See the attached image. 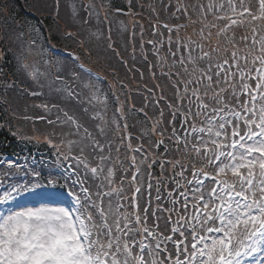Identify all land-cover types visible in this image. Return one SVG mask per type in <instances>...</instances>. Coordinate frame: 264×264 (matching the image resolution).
Wrapping results in <instances>:
<instances>
[{"label":"snow or ice","instance_id":"snow-or-ice-1","mask_svg":"<svg viewBox=\"0 0 264 264\" xmlns=\"http://www.w3.org/2000/svg\"><path fill=\"white\" fill-rule=\"evenodd\" d=\"M70 7L75 18L76 5ZM192 11L205 19L211 14L217 21L206 25L207 36L201 29V41H211V29L219 28L217 38L225 39L233 50L230 56L227 47L205 51L203 43L184 41L179 36L174 42L173 31L186 25L163 24L169 32L175 102L167 105L171 132L163 126L165 110L161 109L152 126V132L161 139L149 144V149L165 145L167 136L180 158L171 154V147H165L163 154L151 153V158L142 144L133 147L124 106L116 109L118 115L114 113L110 121L106 119L107 96L102 97L93 82L100 78L80 63L75 53H69L63 62L56 61L54 76L51 61L44 60L49 70L40 71L36 64L17 57L19 67L41 89L25 88V95H44L43 78L58 101L79 104V94L69 81L84 82L90 102L100 105L94 119L100 120L97 128L105 139L101 142L58 103L36 105L49 113L57 111L55 121L47 120L49 125L75 129L62 133L64 138L59 143L52 139L54 132L45 134L44 139L56 149L58 159L71 158L76 169L61 185L68 189L65 194L56 190V176L43 177L28 164L0 161V169L7 165L0 177L8 181L0 183V264H264V34L257 36L264 30L253 27L252 43H245L249 51L243 54L234 37L227 35L232 26L246 20H264V0H217L193 5ZM184 14L188 15L187 7ZM91 15L90 10L89 19ZM225 19L228 23L219 27ZM89 35L102 38L99 31ZM148 43L158 55L163 37L160 42ZM112 47L109 43L108 48ZM162 74L172 79V73ZM14 86V82L6 85ZM159 99H164L163 95ZM23 119L35 122L46 118L26 115ZM121 120L127 134H122L114 146L107 139L106 128L111 124L119 133ZM13 135L19 136V130ZM70 135L78 139L67 138ZM143 135L149 134L145 131ZM20 138L39 140V136ZM125 140L130 157L120 155ZM89 148L92 159L98 161L95 165L86 154ZM157 158L159 176L152 171ZM81 168L85 175L90 174L92 185L80 178ZM21 173V180L14 179Z\"/></svg>","mask_w":264,"mask_h":264},{"label":"trees","instance_id":"trees-1","mask_svg":"<svg viewBox=\"0 0 264 264\" xmlns=\"http://www.w3.org/2000/svg\"><path fill=\"white\" fill-rule=\"evenodd\" d=\"M41 2L42 0H0V20L2 21L6 18L16 19L18 16L23 15L24 10L37 11L41 7ZM43 15L46 16L45 22L48 23L47 25L54 28V22L51 20L50 12L46 9L45 12H43ZM4 118L5 115L1 117V120ZM9 127L18 129V127L15 125H10ZM23 128L26 129L24 126ZM32 131L33 130H30L29 132ZM13 132L15 131L12 129H7L0 133V151L4 148V146L7 145L8 148L16 149V146L14 145H16L15 140L17 135H13Z\"/></svg>","mask_w":264,"mask_h":264},{"label":"rangeland","instance_id":"rangeland-1","mask_svg":"<svg viewBox=\"0 0 264 264\" xmlns=\"http://www.w3.org/2000/svg\"><path fill=\"white\" fill-rule=\"evenodd\" d=\"M181 2H182V6H183V0H181ZM62 16L66 18V16H67V12H66V10L62 11ZM130 21H131V22H134V21H138V22H140L141 19H140L139 17L130 16ZM228 36H229V35H228ZM230 36H231V37H234V39H236L235 35H233L232 33L230 34ZM161 39H162V38H160V41H161ZM167 39H168V38H167ZM167 39H166V40H167ZM176 39H177V38H173V41L175 42ZM166 40L163 39V42H165ZM219 43L222 44V45H224V46L228 45L227 41H226L225 39H223V38H220ZM174 44H175V43H173V45H174ZM203 44H204V46H206L208 43H207V44H206V43H203ZM154 52L156 53V49H154ZM159 52H160V51H159ZM153 65H154V67L160 69L161 71H167V70L170 68L171 63H169L168 60H163L162 62H158V61H156V62L153 63ZM188 67H191V65H188ZM139 68H140V67H139ZM170 70L172 71L171 68H170ZM151 72H152V71H151Z\"/></svg>","mask_w":264,"mask_h":264}]
</instances>
